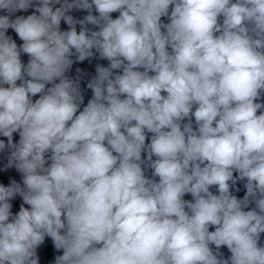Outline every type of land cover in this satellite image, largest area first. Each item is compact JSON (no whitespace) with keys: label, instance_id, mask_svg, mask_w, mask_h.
I'll use <instances>...</instances> for the list:
<instances>
[{"label":"clouds","instance_id":"9594fccd","mask_svg":"<svg viewBox=\"0 0 264 264\" xmlns=\"http://www.w3.org/2000/svg\"><path fill=\"white\" fill-rule=\"evenodd\" d=\"M0 12V152L22 177L0 184V264H40L46 237L54 264H264V0H0ZM96 54L108 66L80 111L67 73Z\"/></svg>","mask_w":264,"mask_h":264},{"label":"water","instance_id":"95a60500","mask_svg":"<svg viewBox=\"0 0 264 264\" xmlns=\"http://www.w3.org/2000/svg\"><path fill=\"white\" fill-rule=\"evenodd\" d=\"M233 2H235V0H233ZM56 6L59 7V5H56ZM171 7L172 6H170V8H169V14L171 12ZM33 11H34L33 8H29V10L26 12L15 13L12 18L14 19L15 16H20V15L26 17V16L32 14ZM5 14L6 13H4V12H0V15H5ZM68 14L73 16L74 19L79 20V19H82L84 16L88 15V12L85 10L73 9ZM92 14L97 15L98 13L93 11ZM111 15L113 18H117L119 13L118 12L112 13ZM222 21H223V17L218 18L219 23H222ZM169 22L170 21H169L168 17H161V23L166 24ZM87 27L89 29H92V30H98L97 28H95L92 25H87ZM61 30L62 31L68 30V26L63 21L61 22ZM79 30H80V25H77V31H79ZM162 31H163V29H162ZM6 35L11 36L16 41L18 47L23 43L21 40H19L16 33L11 29H9L7 31ZM169 51H171V49H169ZM28 59H29V57L27 56V54H23V53L21 54L22 63H24L26 65L28 62ZM73 59L75 60V57H73ZM97 65L107 67L108 61L100 59L98 54H96L90 61L85 60L83 62H79V61L74 62L72 65V68L67 73L69 78L79 80L80 90H81V93L83 95V104L81 105V107L79 109L80 111L83 110V107L86 106L88 101L92 98V95H93L92 90L87 87V84L96 75V66ZM114 71L119 72L120 70H114ZM17 83L19 84L20 82L18 81ZM48 86L50 87L51 85H48ZM37 98H39V94H37L36 97H33V101ZM256 102L257 103H264V92H261L260 98ZM194 110L195 109H193V111ZM261 111H264V109L258 110L257 115H259ZM191 120H192L193 129L196 130L197 126H196L194 117H192ZM181 123L182 124L188 123V119L186 118ZM150 137H151V134L150 133L147 134L146 144L150 143ZM0 139L4 140L5 143H7L6 137L0 136ZM18 140H19L18 133H14L13 134V142L16 143V142H18ZM9 152H10L9 149H5L4 152H0V184H4L5 186H8L11 180H16L18 183L22 184V177L16 171L15 168H8L7 170H5V165L7 164V158H8ZM146 156H147V153L143 152L142 153V159H146ZM153 159H155V157H153ZM142 168H143L145 176L147 178L155 179L158 182L159 178L152 176L153 170L150 167L142 165ZM237 176H238V173L234 172V178ZM229 183H230L231 193L237 197L239 195V193L242 191V189L244 188L246 180L241 181V180L237 179L235 184H232L231 182H229ZM237 189H238V191H237ZM210 191H212L214 194H218L216 186H212L210 188ZM183 199L192 200V197L190 194H185ZM11 203L13 205L12 212H13V214H15L16 212L19 211L20 204L23 203V201H22L21 197L17 196L14 200L11 201ZM25 207H29V206L25 205ZM213 229L214 228H210V231ZM37 254L40 258V264H54L55 257L57 255H62V251L57 252L56 249L54 248V245H53L51 239L46 237L44 244L41 245L37 249Z\"/></svg>","mask_w":264,"mask_h":264}]
</instances>
